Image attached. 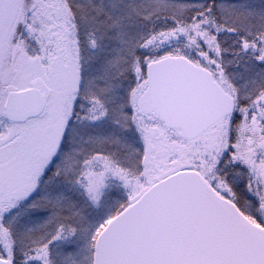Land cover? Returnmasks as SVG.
I'll use <instances>...</instances> for the list:
<instances>
[{
  "label": "snow or ice",
  "instance_id": "snow-or-ice-1",
  "mask_svg": "<svg viewBox=\"0 0 264 264\" xmlns=\"http://www.w3.org/2000/svg\"><path fill=\"white\" fill-rule=\"evenodd\" d=\"M0 264H264V0H0Z\"/></svg>",
  "mask_w": 264,
  "mask_h": 264
}]
</instances>
